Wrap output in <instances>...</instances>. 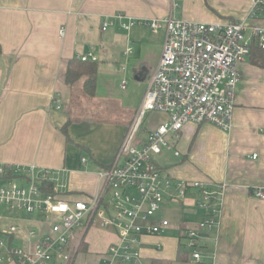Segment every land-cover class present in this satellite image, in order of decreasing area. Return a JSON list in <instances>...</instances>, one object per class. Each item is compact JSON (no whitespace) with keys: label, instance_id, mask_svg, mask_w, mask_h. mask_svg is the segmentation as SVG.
Masks as SVG:
<instances>
[{"label":"crops","instance_id":"obj_1","mask_svg":"<svg viewBox=\"0 0 264 264\" xmlns=\"http://www.w3.org/2000/svg\"><path fill=\"white\" fill-rule=\"evenodd\" d=\"M251 9V0H0V162L45 170L59 198L88 200L101 186L98 172L108 168L117 154L164 41L161 29L152 32L145 25H133L125 30L115 24L102 31L101 22L121 13L146 19L171 15L206 23L246 19L249 25L264 26V0L247 16ZM128 47L130 53H126ZM89 52L97 57L93 96L113 101L117 112L125 115L124 120L111 124L115 129L111 143L105 142L109 145L105 152L101 141L97 148L85 139L80 126L88 121L82 118L72 123L73 95L80 94L83 112L85 98L91 97L83 92L82 80L71 86L65 82L69 60H79ZM237 69L230 130L207 122L188 123L176 136L167 135L178 155L165 149L151 154L164 176L204 182L213 190L223 185L220 222L202 233L200 262L185 246V231L205 215L197 205L200 193L192 188L183 197L162 204L156 220L165 218L169 226L160 234L141 236L134 245L140 255L130 264H153V260L264 264V199L252 195L254 187H264V50L253 48ZM122 79L127 81L124 88ZM53 98L58 99V109ZM167 120L164 113H146L137 141L144 142L150 129ZM66 123L67 128L71 126L69 139L60 130ZM83 150L91 153L92 161ZM3 211L13 213L2 218L0 210V233L10 225L16 227L7 238L11 237V245L21 247L34 242L55 218L43 212ZM95 219L84 230V249L75 257L76 264H97L106 257L107 247L118 240L115 229L102 226L100 219L93 225Z\"/></svg>","mask_w":264,"mask_h":264},{"label":"built area","instance_id":"obj_2","mask_svg":"<svg viewBox=\"0 0 264 264\" xmlns=\"http://www.w3.org/2000/svg\"><path fill=\"white\" fill-rule=\"evenodd\" d=\"M261 2L251 0L252 9L247 16H252ZM115 24L125 30L145 25L152 32H164L159 60L148 77L143 98L117 154L108 168L98 172V191L88 200L73 202L42 189L41 181L47 178L45 170L0 162V210L55 215L47 222L45 232L29 246H13L8 244L7 237L0 238V264H73L84 230L94 218L100 219L102 226L115 229L118 239L107 247L106 257L97 264H130L140 255L134 245L141 236L160 234L169 226L165 218L156 220L162 204L183 197L192 188L199 191L197 205L205 211L203 218L184 233L185 246L196 262L201 258L198 240L202 233L219 225L223 185L213 190L204 182L164 176L151 154L165 149L178 155L167 135L176 136L188 123L207 122L224 131L231 129L239 80L237 64L249 55L252 47L264 50V26L249 25L246 19L206 23L171 15L146 19L116 13L105 18L100 29L104 31ZM130 51L128 47L126 53ZM79 59L97 61L90 52ZM126 83L122 79L121 88ZM53 102L58 109V99L53 98ZM151 111L166 114L168 120L150 129L144 142H138L136 134L142 118ZM81 162H86L84 157ZM252 195L264 199V187H254ZM15 231L16 227L10 225L1 232L8 235Z\"/></svg>","mask_w":264,"mask_h":264},{"label":"rangeland","instance_id":"obj_3","mask_svg":"<svg viewBox=\"0 0 264 264\" xmlns=\"http://www.w3.org/2000/svg\"><path fill=\"white\" fill-rule=\"evenodd\" d=\"M78 86V85H77ZM76 87V86H75ZM86 104H85V111L83 112L80 108H79V103H80V94L79 93H75L72 97V110H71V119H72V123H74V125L76 123H78V119H84L85 122L88 121L87 123H85V125H79L85 132L86 134V140L89 143L91 141V145L95 144V146H97V148H99L100 146V142L103 143V146L105 148H103L101 151L105 152L109 149V145L106 144V141H110L111 143V139H110V135L111 133L114 131V127L111 125L114 123V120H124V116H121L120 113L117 112V109L115 108V106L112 104L113 101L109 100V99H104L103 97H97V96H91L88 98H85ZM117 107V106H116ZM131 115H129L130 117ZM141 127V126H140ZM68 128H71V126H69ZM67 128V131H68ZM92 129L90 132L88 130ZM140 129L138 130L136 137L138 136V134L140 135ZM106 133H108V135L106 137H102L103 135H106ZM75 136L77 135L74 132ZM70 136V135H69ZM74 139V137H73ZM104 139V140H103ZM90 144V143H89ZM118 151V150H117ZM84 154L85 157H87V159L91 160V153L88 151H80ZM92 161V160H91ZM2 210V218L6 217L9 213V215L13 212H8V211H3ZM5 210V209H4ZM160 212V211H159ZM99 221L98 219H95L93 221V225H98ZM4 239V238H2ZM199 243L200 245H202V243L204 242V239L199 238ZM201 247H199L200 249ZM79 256V253L77 254L76 258ZM49 263V262H47ZM77 263V260L75 259L74 264Z\"/></svg>","mask_w":264,"mask_h":264},{"label":"trees","instance_id":"obj_4","mask_svg":"<svg viewBox=\"0 0 264 264\" xmlns=\"http://www.w3.org/2000/svg\"><path fill=\"white\" fill-rule=\"evenodd\" d=\"M253 48L255 47H252L251 50ZM79 80H82L83 92L87 96H93L95 94V89H96V64L93 61H81L80 59L79 60L77 59L69 60V64H68L66 75H65V82L69 86H71ZM67 124L68 123L64 124L60 128V130L66 136V138L69 139L67 135V126H68ZM46 175L47 174L45 173V176ZM41 184H42V189H44L46 192L53 193L55 196L59 198L60 195L58 192L54 191V182L51 179H49L48 177L47 178L45 177L44 179H42ZM8 235L10 236L11 234H8ZM5 237H7V235H5L4 232L0 233L1 239L2 238L5 239ZM10 240H11V237L7 238L8 244L11 245ZM83 249H84V244L83 242H81L79 244L77 253L79 251H83ZM51 263L59 264L55 261H51ZM153 264H170V263L167 260H153Z\"/></svg>","mask_w":264,"mask_h":264}]
</instances>
